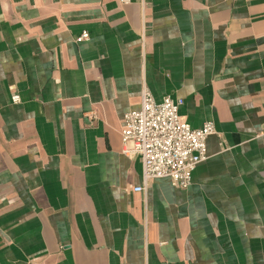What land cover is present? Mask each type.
I'll return each instance as SVG.
<instances>
[{"label":"crops","instance_id":"obj_1","mask_svg":"<svg viewBox=\"0 0 264 264\" xmlns=\"http://www.w3.org/2000/svg\"><path fill=\"white\" fill-rule=\"evenodd\" d=\"M143 87L214 124L185 189L134 191ZM0 264H264V0H0Z\"/></svg>","mask_w":264,"mask_h":264},{"label":"built area","instance_id":"obj_2","mask_svg":"<svg viewBox=\"0 0 264 264\" xmlns=\"http://www.w3.org/2000/svg\"><path fill=\"white\" fill-rule=\"evenodd\" d=\"M126 4L130 0H119ZM85 31L75 38L76 43L87 41ZM18 94L11 96L13 104L20 103ZM182 100H172L166 96L156 101L148 88L143 87L140 106L126 112L122 118L121 152L130 158L140 157L142 164L143 187L152 179L167 178L177 188L190 186L192 173L196 166L208 156L206 141L215 133L211 121L204 122L199 128H192L179 115Z\"/></svg>","mask_w":264,"mask_h":264}]
</instances>
